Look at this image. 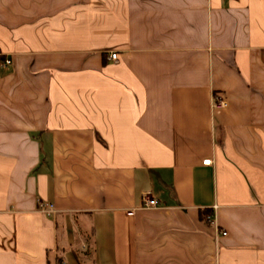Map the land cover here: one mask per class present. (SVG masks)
Listing matches in <instances>:
<instances>
[{"label": "crops", "instance_id": "obj_1", "mask_svg": "<svg viewBox=\"0 0 264 264\" xmlns=\"http://www.w3.org/2000/svg\"><path fill=\"white\" fill-rule=\"evenodd\" d=\"M263 52L264 0H0V264H264Z\"/></svg>", "mask_w": 264, "mask_h": 264}, {"label": "built area", "instance_id": "obj_2", "mask_svg": "<svg viewBox=\"0 0 264 264\" xmlns=\"http://www.w3.org/2000/svg\"><path fill=\"white\" fill-rule=\"evenodd\" d=\"M117 56L118 54L116 52H113L111 55H110V58L112 60H117ZM263 56H264V52H263ZM6 64H11V60L10 59H7L5 61ZM228 106V103L223 100V99H220V98H214V101H213V107L215 108H224V107H227ZM205 165H210L212 163V160L211 159H207V160H204L203 162ZM142 205L146 208H153V207H156L158 205V201L154 198H151L147 193H145L143 195V200H142ZM210 220L211 222L214 221V216L211 215L210 216ZM227 232L223 231L222 232V235H226Z\"/></svg>", "mask_w": 264, "mask_h": 264}, {"label": "trees", "instance_id": "obj_3", "mask_svg": "<svg viewBox=\"0 0 264 264\" xmlns=\"http://www.w3.org/2000/svg\"><path fill=\"white\" fill-rule=\"evenodd\" d=\"M209 215H210V211L209 210H202L201 212V218L204 219L205 221H210L209 220ZM59 264H61V260L59 261Z\"/></svg>", "mask_w": 264, "mask_h": 264}]
</instances>
